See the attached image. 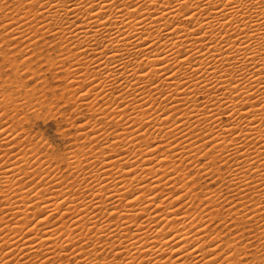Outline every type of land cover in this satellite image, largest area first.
Masks as SVG:
<instances>
[{
    "label": "bare ground",
    "instance_id": "bare-ground-1",
    "mask_svg": "<svg viewBox=\"0 0 264 264\" xmlns=\"http://www.w3.org/2000/svg\"><path fill=\"white\" fill-rule=\"evenodd\" d=\"M0 1L5 45L52 32L45 43L78 85L68 88L83 91L64 102L81 99L105 123L78 121L70 150L44 159L52 146L19 124L57 107L24 82L37 72L30 56L18 63L0 44L26 104L21 112L0 91L1 105H15L0 112V264L238 263L216 251L229 239L209 236L218 217L264 227V0H14L13 16ZM14 111L23 117L9 124ZM198 177L220 185L200 187Z\"/></svg>",
    "mask_w": 264,
    "mask_h": 264
},
{
    "label": "rangeland",
    "instance_id": "rangeland-1",
    "mask_svg": "<svg viewBox=\"0 0 264 264\" xmlns=\"http://www.w3.org/2000/svg\"><path fill=\"white\" fill-rule=\"evenodd\" d=\"M13 1L14 0H10V1H8V0H6L5 2H7V3H3L4 5H5V9L3 10V12H7V13H12V11H13ZM0 2H3V1H0ZM9 2V3H8ZM12 7V8H10V6ZM6 9H8V10H6ZM9 9H11V10H9ZM6 10V11H5ZM0 14H2V12H0ZM14 15V13H12V16ZM34 24V23H33ZM1 27V26H0ZM8 33V30H6V31H1V35H0V44H4L3 46L5 47V48H7L9 51H10V54L11 53H13V55H14V57L15 56H17L16 57V59L18 60V61H20L19 59L21 58V61L20 62H18V63H21V62H23L24 61V58H26V57H29L30 56V59L31 60H33L31 63H32V66L34 67V68H36L37 69V72H36V74L35 73H32L31 71L30 72H27L28 74L27 75H31V76H29L28 78L26 77L27 75L25 74L26 73V68H25V66H23L22 65V67H21V69L20 70H23V71H21V73L23 72L26 76L25 77H23L24 79V82L26 81H28L27 83H29V85L32 83L33 84V82L35 83L34 84V86L36 87V86H38L37 87V92H39V96L40 97H42V98H40V99H45V100H47L48 102H50L51 104H52V106H55V111H53V113H55V115L52 113V114H47V113H45V112H41V113H39V115L38 116H34V117H32L31 119H30V117L26 120L25 118H22V123H20L19 125H21V127L23 126L24 128H25V130L26 131H28V133H29V135H33V134H37V136L39 135V137H40V135H42L41 137L43 138V141L45 142V141H48L49 143L47 144V142H45L48 146L49 145H51L52 147H50V150H49V147L47 148H45V147H42L41 148V150L43 151V152H41L42 153V156L44 157V156H46L44 159H52V161H54L53 160V158H52V150L54 151V152H56V151H58V152H60V153H65V152H68L70 149V145L72 144V142H73V136L76 134L75 132H77L78 130H80L79 128V122L81 123V124H84V123H86L87 122V119H89L88 121H91L90 120V118L93 120V118L95 117V116H92V113H91V111L88 109L89 108V106L84 102V104H82V101H80L81 99H78L77 101H76V103H74V102H72V103H69V104H67V102H66V100H65V102H64V99L65 98H63V97H70L71 96V94L72 93H75L76 92V97H78L79 96V94H81V91L82 90H74L75 92H73V91H71V90H73V89H70V88H68L69 86H67V84L69 85L70 84V80H71V77H69V76H67V74H65V75H63L64 74V72H65V69L69 66V63H67V62H70V61H68V60H65V63H61V59H63V57L62 56H60V54H61V52H59L57 49H55V47H54V45L53 46H51L50 44H47V43H45L47 40H49V39H52L54 36H53V34H52V32H50L49 34L50 35H48V36H46L45 38H47V39H45V41L44 42H42L43 40L40 38L39 40H38V42L36 43L35 42V40H37L38 38H34L32 41H29L28 42V40H27V42L28 43H26V40L24 41V40H21V42L22 43H20V42H16L15 44H13V45H5V42H8V40L7 39H9V38H11L12 36V34H7ZM14 35V34H13ZM6 36H8V37H6ZM50 37V38H49ZM4 38V39H3ZM49 38V39H48ZM2 42V43H1ZM24 43H26V44H24ZM35 43V44H34ZM21 44V45H20ZM22 44H24V45H22ZM29 44V45H28ZM31 44V45H30ZM47 44V45H46ZM65 44V43H64ZM63 44V46H60V50L62 49V48H64V45ZM67 44V43H66ZM20 45V46H19ZM27 45H28V47H27ZM14 46H16V47H14ZM19 46V48H17ZM22 46V47H21ZM14 47V48H13ZM38 47H40V49L38 48ZM13 49H14V51H13ZM15 49H17V50H15ZM20 51H19V50ZM22 49H23V51H22ZM25 49V50H24ZM48 49V50H47ZM28 50V51H27ZM34 50V51H33ZM12 51V52H11ZM27 52L26 53V55L24 54L23 55V53L24 52ZM22 52V53H21ZM28 52H29V54H28ZM31 53V54H30ZM13 55H11V56H13ZM40 55V56H39ZM67 55V52H65V56ZM33 56H34V58H33ZM23 57V58H22ZM37 57V58H36ZM48 57V58H47ZM56 57V58H55ZM19 58V59H18ZM55 61V62H54ZM42 62V63H41ZM53 62L55 63L54 65H53ZM4 62H3V60H2V55L0 54V67H1V69H0V83L1 82H3V83H1L0 85H2V87L0 86V91H3V92H1V94L2 93H4L5 91H6V94L8 95V97H11V99L10 100H8L7 101V104L9 103H11V102H13L14 101V99H15V102H16V99L18 100V102H16V103H21V105H20V107H19V111H23V109H26V108H24V107H26V104H24L25 102V99H23L22 97H24V96H22L23 95V93H24V89L22 88H20L19 86H18V88H16V89H14L13 87H16L18 84L15 82V83H13V68L9 65H7V64H3ZM41 63V64H40ZM50 63H52V64H50ZM57 63V64H56ZM37 64V65H36ZM68 64V65H67ZM49 65H51V66H49ZM49 67V68H48ZM55 67H57V68H55ZM60 67V68H59ZM63 67V68H62ZM66 67V68H65ZM23 68V69H22ZM25 68V69H24ZM41 69V71L39 72V70ZM56 69H57V71H56ZM51 70V71H50ZM60 70H61V72H60ZM4 73H5V75H4ZM10 73V74H9ZM37 73H39V74H37ZM58 75V76H57ZM61 75V76H60ZM4 76H6L5 78L6 79H9V80H6L5 79V81H4ZM39 76V77H38ZM66 76H67V78H66ZM42 77V78H41ZM26 78V79H25ZM35 78H37L38 80L36 81V79ZM35 79V80H34ZM69 80V81H68ZM12 83V84H11ZM37 83V84H36ZM41 83V84H40ZM17 84V85H16ZM55 84V85H54ZM60 84V85H59ZM66 84V85H65ZM8 85V86H7ZM42 85V86H41ZM52 85H53V87H52ZM71 86H72V88H74L73 87V85L75 86V88H76V85H75V83H73V84H70ZM55 86V87H54ZM64 86V87H63ZM67 86V87H66ZM78 86V85H77ZM4 87V88H3ZM6 87V88H5ZM66 87V88H65ZM2 88V89H1ZM28 88H30V86L28 87ZM9 89H12L11 90V92H10V90ZM63 89V90H62ZM7 90L9 91V92H7ZM15 90V91H14ZM44 90V91H43ZM69 90V91H68ZM41 92V93H40ZM71 92V93H70ZM83 92V91H82ZM44 93V94H43ZM61 93H62V95H61ZM79 93V94H78ZM18 94V95H17ZM44 96H43V95ZM42 95V96H41ZM60 95V96H59ZM127 95V93H125V95L124 96H126ZM22 96V97H21ZM59 96V98H57ZM128 96V95H127ZM131 96V95H130ZM2 97V96H1ZM1 97H0V99H1ZM100 97V103H102L103 102V98H101V97H103V96H99ZM132 97V96H131ZM200 97V96H199ZM19 98V99H18ZM20 98H21V100H20ZM50 98V99H49ZM200 98H202V97H200ZM23 99V100H22ZM49 99V100H48ZM13 100V101H12ZM56 100V102H54L53 103V101H55ZM202 100V99H201ZM86 104V105H85ZM6 106H8V105H6ZM6 106H4V104L3 105H1L0 104V112H3V111H6L7 110V112H11L12 110H11V108H14L13 106H15V105H10L9 107H6ZM75 106V107H74ZM2 108H3V110H2ZM88 109V110H87ZM129 110H128V112H130V108H128ZM58 111V112H57ZM16 111H14V112H12V113H14V114H12L11 113V115H9L8 117H9V119H10V121H12V122H10L9 124H17V119L18 118H20V117H23V115H22V113L20 112V114H18L17 112V114L15 113ZM128 112H126L127 114H125L126 116H128ZM58 115H57V114ZM62 113V114H61ZM19 115V116H18ZM52 115V116H51ZM13 116H18V118L17 117H13ZM56 116V117H55ZM12 117V118H11ZM98 117V116H97ZM96 117V118H97ZM14 118V119H13ZM72 118V119H71ZM95 118V120H93L92 122H90V123H93V122H96V123H93V127H100V126H103L105 123H102L101 121H100V119H96ZM83 119H85L84 121H83ZM123 119H125V121L123 122L122 121V123H124L125 125H122V124H120L119 123V121L117 120V119H114V121L116 122V120L118 121V123L120 124V125H122V127H125L128 123L126 122V120L128 119L127 117H124V118H122L121 120H123ZM224 119H226L227 120V116L226 115H224ZM23 120H24V122H23ZM79 121V122H78ZM113 121V120H112ZM16 122V123H15ZM100 122V124L98 125V123ZM77 123V124H76ZM127 123V124H126ZM74 124H76V125H74ZM95 125H97V126H95ZM120 125H118L116 128H118V130H120ZM27 127V128H26ZM108 127H110V129H109V131H111V130H113V129H115V127H112L111 125H109ZM91 128V127H90ZM89 128V129H90ZM64 130V131H66V136H63L62 134H61V131L62 130ZM69 129V130H68ZM34 131V132H33ZM70 132H72V134L70 133ZM78 133V132H77ZM70 134V135H69ZM33 136H36V135H33ZM45 139V140H44ZM72 139V140H71ZM69 141V142H68ZM95 143H92L90 146H93ZM95 145H98L97 143L95 144ZM21 148H24V147H22L21 146ZM66 148V149H65ZM24 150V149H23ZM47 153H49L48 155H47ZM51 154V155H50ZM129 157V156H128ZM2 159H1V157H0V161H1ZM201 160L203 161V160H205V157L204 158H201ZM205 161H207V160H205ZM3 162H4V159H3V161H1L0 162V171H2L3 169H4V164H3ZM2 167H3V169H2ZM220 167H221V169H225L226 167H225V165L221 162L220 163ZM2 169V170H1ZM201 173H202V171H200ZM200 173V174H201ZM2 175V172H0V176ZM36 176H38V177H41V175L39 176V174H37ZM35 176V177H36ZM153 176V175H152ZM34 177V178H35ZM37 178V177H36ZM34 179V180H37L36 182H41L42 181V178H43V176L40 178V179ZM28 180V178L26 179H24V181L26 182ZM39 180V181H38ZM151 180V179H150ZM195 180H199V181H197V183H198V186H206V185H211V186H213L214 188H216L217 186H219L220 184H219V182H218V184H217V182L215 181V182H212V180H210V179H199V177L198 178H196ZM0 181H1V179H0ZM206 181V182H205ZM35 182V181H34ZM205 182V183H204ZM210 182H212V183H210ZM203 183V184H202ZM210 183V184H209ZM205 184V185H204ZM215 184H217V185H215ZM2 183L0 182V188L2 189L3 187H2ZM178 186H180V184H177ZM176 185V186H177ZM198 188V190H200L201 188ZM1 189H0V205H2V206H0V217H2L3 215H4V211H5V209H6V207H7V205H6V203H5V201L3 200V193L1 192ZM160 189H164V186H162ZM168 189V188H167ZM166 189V190H167ZM174 189V188H173ZM168 191H169V189H168ZM177 192H178V194H177ZM181 194V193H180ZM175 195V196H174ZM174 195H173V198H175V197H177L178 195H179V191H175L174 192ZM127 199H124V201H126ZM4 201V202H3ZM128 201V200H127ZM126 201V202H127ZM185 202H186V199L184 200ZM185 202H183L182 204H179V206H177V207H182V210H185L184 209V206L186 205V207L185 208H190V202L188 201V199H187V202L188 203H185ZM221 202H223V200H221ZM5 203V204H4ZM125 203V202H124ZM174 203H176V202H174ZM184 203H185V205H184ZM224 203V202H223ZM231 203H233V202H229V203H227V202H225L224 204H218L219 206V208H221V211L222 212H230V210L228 211L227 209L230 207V204ZM177 205H178V203H176ZM234 204V203H233ZM233 204H231V205H233ZM6 205V206H5ZM222 205L224 206V207H222ZM174 206V205H173ZM203 206H204V204H203ZM227 206V207H226ZM177 207H173L174 209L175 208H177ZM196 207V208H195ZM201 207V205H194V207H191V210H192V208H194L193 210H200L199 208ZM172 208V209H173ZM202 208V207H201ZM224 208V209H223ZM241 207L239 206V209H240ZM226 213V214H227ZM229 216V215H228ZM215 222L214 223H211V228H210V230H212L211 231V233H210V236H209V238H211V236L213 237V236H215L216 234H219L220 233V237H222L223 239H229L228 241H226L225 242V245L221 248V246H219V248L218 249H216V251L218 250V252L221 250V249H223V250H221V252H219L218 254H219V256H221V258H222V254H228V255H225L226 257L227 256H231L230 257V259H235V260H233V261H236V259H237V261L236 262H240L239 264H264V233H262V235H260L259 234V231L260 230H263V228L264 227H261V226H263V223L261 222L259 225L257 224H255L254 225V221H252L251 223L254 225V227H252L251 225V223L249 222V223H245L244 225H240V227L239 228H237V224H233V221L231 222L230 220H229V222L227 221V222H225V223H221L222 221H220V218L218 217V218H216V220H214ZM217 222V223H216ZM216 223V224H215ZM213 224H215V226L213 225ZM223 224V225H222ZM233 224V225H232ZM231 225V226H230ZM236 225V226H235ZM232 226H233V228H232ZM246 226H249V229H247V227ZM251 226V227H250ZM220 227V228H219ZM228 227H230L229 229H228ZM245 229H244V228ZM257 227V229H255ZM259 227H261V229L259 228ZM214 228H215V230H214ZM232 228V229H231ZM218 229V230H217ZM226 229V230H225ZM237 229V230H236ZM240 229H242V230H240ZM260 229V230H259ZM220 230H221V232H220ZM237 232H236V231ZM251 230V231H250ZM214 231V235H213V232ZM217 231V232H216ZM234 231H235V233H234ZM239 231V232H238ZM251 233H250V232ZM216 232V233H215ZM222 232H224V233H222ZM249 232V233H248ZM233 234V236H232V234ZM248 233V234H247ZM257 233H258V236H257ZM238 234H241V235H238ZM243 234V235H242ZM245 234V235H244ZM230 235V236H229ZM225 236V237H224ZM238 236H240V237H238ZM260 236V237H259ZM232 237V238H231ZM241 237H243V238H241ZM231 238V239H230ZM250 238V239H249ZM233 239V240H232ZM234 239H237V240H235V242H233L234 241ZM231 240V241H230ZM258 240V241H257ZM230 241V242H229ZM257 241V242H256ZM229 243L228 245H226V243ZM243 242V243H242ZM242 243V244H241ZM209 243H207V245H208ZM211 244V243H210ZM209 244V245H210ZM254 244V245H253ZM207 245H205V247H207L206 249H208L210 246H212V244L209 246H207ZM246 245V246H245ZM234 246V247H233ZM235 246H236V248H235ZM238 246V247H237ZM241 246V247H240ZM249 246V247H248ZM257 246V247H256ZM89 247H90V249L93 247H91L90 245H89ZM88 247V248H89ZM229 248H231V250L229 249ZM234 248V249H233ZM257 248V249H256ZM229 249V250H228ZM229 252V251H231L232 253H228L227 251ZM233 250V251H232ZM259 250V251H258ZM261 250V251H260ZM101 250H99V252H100ZM243 251H244V253H243ZM109 251H107L106 252V254L108 253ZM226 252V253H225ZM251 252V253H250ZM253 252V253H252ZM111 253V252H110ZM109 253V254H110ZM246 253V254H245ZM104 254V256L103 257H106V260H108L107 258H108V255L109 254ZM217 254V253H216ZM216 254H214V255H216ZM230 254V255H229ZM239 255V256H238ZM262 255V256H261ZM237 256V257H236ZM241 256V257H240ZM261 256V257H260ZM102 257V258H103ZM234 257V258H233ZM223 258H224V256H223ZM105 259V258H104ZM103 259V260H104ZM262 260V261H261ZM260 261V262H259ZM242 262V263H241ZM259 262V263H258ZM238 263H236V264H238Z\"/></svg>",
    "mask_w": 264,
    "mask_h": 264
}]
</instances>
